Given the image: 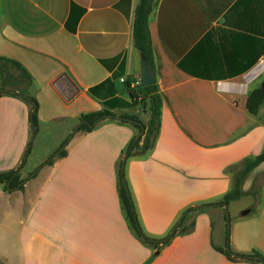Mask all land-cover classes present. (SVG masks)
Masks as SVG:
<instances>
[{
    "label": "crops",
    "instance_id": "obj_1",
    "mask_svg": "<svg viewBox=\"0 0 264 264\" xmlns=\"http://www.w3.org/2000/svg\"><path fill=\"white\" fill-rule=\"evenodd\" d=\"M137 1L0 0V55L27 70L37 102L31 136L29 104L0 94V171L17 167L26 178L15 189L0 183V264H260L214 246L264 256V159L242 178L246 193L226 202L251 197L244 215L236 211L225 245L221 204L240 161L263 144L264 104L253 114L245 101L264 74V0H151L150 67L161 96L152 146L127 155L138 130L106 116L75 130L64 154L42 163L80 113L126 111L145 123L147 112L126 87L140 66L131 35ZM61 72L78 88L69 99L51 84ZM32 146L45 157L24 166ZM122 159L145 236L161 240L182 214L158 248L135 235L121 206Z\"/></svg>",
    "mask_w": 264,
    "mask_h": 264
},
{
    "label": "trees",
    "instance_id": "obj_2",
    "mask_svg": "<svg viewBox=\"0 0 264 264\" xmlns=\"http://www.w3.org/2000/svg\"><path fill=\"white\" fill-rule=\"evenodd\" d=\"M150 7L151 0L137 1L133 10L131 35L133 45L136 47L139 53H143L146 56L149 65L152 66V50L147 25V15L150 11ZM30 81V74L17 60L0 55V87L6 88L0 89V94L16 95L29 104L30 125L35 132L37 102L35 98L28 92ZM126 87L131 101H133L134 103H139L140 109L147 112L148 117L145 123H143L135 113L121 111L116 114L106 108H102L80 113L78 120L84 119L85 122H81L77 126L76 130H90L94 126L91 125L92 122L100 116L108 115V117H114L115 115H117L120 120L129 121L138 131L142 128V131L140 132L138 137L134 141H131L126 149L127 155H129L130 153L141 154L152 146L156 138L159 127L161 96L155 82L148 85H139L136 82L133 86H130L129 81L126 80ZM89 90H91V88H89ZM261 104H264V74L259 82V85L253 87L247 92L245 101L246 109L253 114L258 111V108ZM262 122L264 125V107L262 112ZM139 139H141L140 143H138ZM63 154L64 149H61L57 153V156ZM263 159L264 135L261 150L254 156L244 157L240 161L239 169L233 175L232 185L230 189L223 194L221 201L227 202L228 200L236 199L239 196L245 194L246 191L241 189L242 178ZM16 168L0 171V183H2V187L4 189H7V187L5 186L6 181H8V186H12L18 180H20L18 178V175L14 173ZM123 180V175L118 170V195L120 198L121 206L125 211L128 223L130 224L131 228L138 238H140L143 242L152 245L154 248H158L159 245L165 243L167 239H149V237L145 236L142 233L138 226L129 194H127L125 191ZM227 234L228 229L225 227L224 245L227 243ZM214 247L220 252H223L229 258L240 257L249 260H256L260 264H264V256L257 250H252L250 253L245 254L226 251L223 247L220 246Z\"/></svg>",
    "mask_w": 264,
    "mask_h": 264
},
{
    "label": "water",
    "instance_id": "obj_3",
    "mask_svg": "<svg viewBox=\"0 0 264 264\" xmlns=\"http://www.w3.org/2000/svg\"><path fill=\"white\" fill-rule=\"evenodd\" d=\"M139 63H140V66H139V73H138V80H137V83L139 85H148V84H152L155 82V77H154V73H153V70L152 68L150 67L148 61H147V58L146 56L143 54V53H140L139 54ZM52 86L56 89V91L62 96V98L64 99H69L71 96H73L78 88L77 86L75 85V83L70 79V77L65 73V72H61L59 73L51 82ZM0 89H6L4 87H0ZM30 116V114H29ZM108 115H104V116H100L98 118H96L91 125H94L96 124L98 121H100L102 118L106 117ZM81 122H85L84 119L82 120H79L76 125L73 127L72 129V132H70L68 134V136L66 137V139L62 142V144L54 151L52 152L47 158L46 160H44L42 163L45 164L50 158L54 157L63 147V145L66 143V141L70 138V136L72 135V133L76 130L77 126L81 123ZM142 131V128L137 131L134 136H133V139L132 141H134L138 135L140 134V132ZM34 131H33V128L32 126L30 125V134L31 136L33 135ZM28 147H29V143L27 144L26 146V149L24 150V153L22 155V158H21V161H20V164L21 162L24 160V157H25V154L28 150ZM39 168V166H37L34 170H32L26 177L29 178L30 176H32V174ZM122 168H123V159L121 160L120 162V172H122ZM16 171V169H15ZM14 171V173H15ZM26 180V178H22L20 179L19 181H17L14 185L12 186H8V181L5 182V186L8 188V189H15L18 187V185L22 184L24 181ZM123 185H124V188H125V191L126 193L128 194V190H127V187H126V184L123 180ZM221 204L223 205L224 207V212H225V206H226V202H221ZM248 211L247 209H245L243 211L246 212ZM182 214H180V216L178 217V219L176 220L174 226L169 230V232L166 234V236H164L162 239H166L168 238L174 231V227L176 226V224L179 222L180 218H181ZM225 216H226V212H225ZM149 239H153V238H149ZM156 240V239H155ZM225 250L226 251H229V248L227 245H225Z\"/></svg>",
    "mask_w": 264,
    "mask_h": 264
},
{
    "label": "rangeland",
    "instance_id": "obj_4",
    "mask_svg": "<svg viewBox=\"0 0 264 264\" xmlns=\"http://www.w3.org/2000/svg\"><path fill=\"white\" fill-rule=\"evenodd\" d=\"M141 110V109H139ZM76 125V124H75ZM72 132V131H71ZM70 133V132H69ZM68 133V134H69ZM67 134V136H68ZM66 136V137H67ZM65 137V139H66ZM64 139V140H65ZM59 147V146H58ZM57 147V148H58ZM55 148V150L57 149ZM35 147H30V151H29V154L27 155V158L24 162V166H36L38 165L41 161H43L44 157H39L40 154H37L35 153ZM53 150V152L55 151ZM39 157V158H38ZM22 175H25L26 173L22 172L21 173ZM247 184V183H246ZM246 184L243 186L242 185V189H249V186H246ZM262 185V184H261ZM262 188L263 186H259L258 187V190L259 191H262ZM256 200V199H254ZM251 201V197H248V196H245V197H242L239 201H237L236 203H232L231 205H229L227 208H225V212H226V216H225V222H226V228L228 229V231H231V228H232V223L234 222V217L236 215V211L237 213H240L242 214V212L247 209V202ZM225 212H224V215H225ZM244 215V214H242ZM246 218V215L244 216V218H242L241 220L245 219Z\"/></svg>",
    "mask_w": 264,
    "mask_h": 264
},
{
    "label": "built area",
    "instance_id": "obj_5",
    "mask_svg": "<svg viewBox=\"0 0 264 264\" xmlns=\"http://www.w3.org/2000/svg\"><path fill=\"white\" fill-rule=\"evenodd\" d=\"M262 60L264 61V55L262 56ZM120 79H122V78H120Z\"/></svg>",
    "mask_w": 264,
    "mask_h": 264
}]
</instances>
